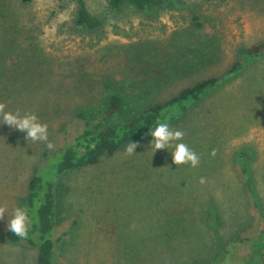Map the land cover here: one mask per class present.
I'll return each mask as SVG.
<instances>
[{"label": "rangeland", "instance_id": "374dc122", "mask_svg": "<svg viewBox=\"0 0 264 264\" xmlns=\"http://www.w3.org/2000/svg\"><path fill=\"white\" fill-rule=\"evenodd\" d=\"M74 8L73 0H0V103L5 112L36 114L55 145L48 150L27 140L0 116V206L6 207L0 264H35L25 241L10 242L4 234L29 178L39 175L42 155L81 132L77 114L95 121L116 94L118 123L210 77L222 83L168 122L185 132L182 141L152 154L149 132L133 141L139 143L133 155H124V144L57 179L52 261L212 264L228 240L259 235L246 263L258 264L264 247V57L245 64L243 55L264 40V0H165L143 11L86 0L99 22L92 30L72 24ZM236 62L239 70L228 75ZM181 142L199 156L198 167L172 162Z\"/></svg>", "mask_w": 264, "mask_h": 264}, {"label": "trees", "instance_id": "16d2710c", "mask_svg": "<svg viewBox=\"0 0 264 264\" xmlns=\"http://www.w3.org/2000/svg\"><path fill=\"white\" fill-rule=\"evenodd\" d=\"M74 12L72 24L78 28L92 30L99 22L92 17L87 8L86 0H73ZM109 9L116 10L122 5H128L136 11H143L165 3V0H105ZM264 57V40L253 44L244 50L245 64ZM241 63H234L228 75L236 73ZM220 77H210L200 80L190 86L180 89L173 96L156 104L142 108L130 118L114 123L121 108V99L112 94L101 113L93 122H89L81 114L77 118L82 123V130L69 143L55 152L42 155L44 164L39 167V175L32 174L27 183V195L21 206L27 210L31 221L28 239H20L9 230L5 238L10 242L25 241L26 245L35 252V264H54L52 252L54 241L52 231L56 218V201L54 186L57 179L64 173L79 170L94 165L98 159L121 145L128 144L148 134L159 122H169L182 113L190 104L198 101L203 95L215 89L222 82ZM49 156V157H48ZM52 159L48 166L46 159ZM239 171L245 184L247 195L253 201V207L258 210L256 196L249 182V173L245 167V159L239 157ZM42 169V170H41ZM211 213L205 215L207 225L214 229L210 219ZM260 241V237H241L231 239L222 246L219 255L212 264H246L253 256V246ZM258 264H264V247L258 256Z\"/></svg>", "mask_w": 264, "mask_h": 264}, {"label": "clouds", "instance_id": "9594fccd", "mask_svg": "<svg viewBox=\"0 0 264 264\" xmlns=\"http://www.w3.org/2000/svg\"><path fill=\"white\" fill-rule=\"evenodd\" d=\"M6 104L0 103V116H2L3 124L26 133V139L33 142H41L45 144L48 150H53L55 145L49 141L48 125L41 123L34 113H26L21 116L18 112L13 114L5 112ZM152 137L151 151L152 154L157 150H164L173 145L174 142L182 141L185 132L179 129H172L168 122H159L153 130H150ZM139 147L138 142H129L124 150V155H133L135 149ZM211 155H215V150ZM172 162L178 166L189 164L191 167H198L200 158L194 150L190 149L185 143H175V150L172 153ZM203 184L204 178L199 181ZM6 207L0 206V220L5 217ZM133 228L135 225L132 226ZM8 230L20 239H28V233L31 228V221L28 212L23 207L14 209L12 218L8 221Z\"/></svg>", "mask_w": 264, "mask_h": 264}]
</instances>
